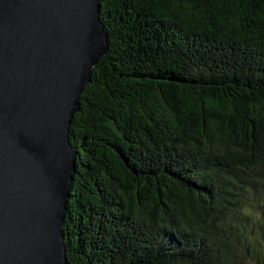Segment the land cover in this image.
<instances>
[{"label":"trees","instance_id":"1","mask_svg":"<svg viewBox=\"0 0 264 264\" xmlns=\"http://www.w3.org/2000/svg\"><path fill=\"white\" fill-rule=\"evenodd\" d=\"M68 264H264V0H101Z\"/></svg>","mask_w":264,"mask_h":264},{"label":"water","instance_id":"2","mask_svg":"<svg viewBox=\"0 0 264 264\" xmlns=\"http://www.w3.org/2000/svg\"><path fill=\"white\" fill-rule=\"evenodd\" d=\"M101 0H0V264H68L70 134L108 53Z\"/></svg>","mask_w":264,"mask_h":264}]
</instances>
